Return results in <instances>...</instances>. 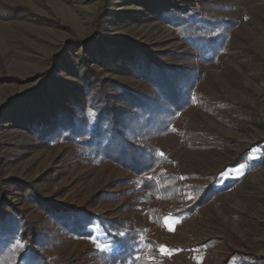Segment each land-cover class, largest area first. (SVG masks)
Here are the masks:
<instances>
[{
    "label": "rangeland",
    "instance_id": "obj_1",
    "mask_svg": "<svg viewBox=\"0 0 264 264\" xmlns=\"http://www.w3.org/2000/svg\"><path fill=\"white\" fill-rule=\"evenodd\" d=\"M207 4H213L212 13L236 24L218 63L201 65L161 20L160 11L195 5L203 9ZM94 31L97 38L86 48L75 43ZM113 41L135 43L168 66L200 76L193 107L179 116L172 133L155 143L166 159L163 171L177 177L175 206L193 202L185 177L189 170L220 173L218 185L239 181L186 220L173 218L163 208V226L144 235L161 243L149 264H215L229 249L237 254L230 264H240L242 256L260 264L264 260V0H105L104 4L0 0V201L33 217L36 209L25 200L23 190L33 184L45 197L57 195L60 202L75 206L89 203L98 214L122 205L136 185L129 172L109 162L81 163L64 146L40 143L21 120L34 113L35 106L41 113L53 112L54 105L69 110L81 81L89 77L86 63L103 78L146 90L145 82L116 63ZM106 59L114 63L112 68L105 65ZM33 94L26 104L14 102L17 96ZM262 156V164L251 170ZM237 159L244 164L221 171ZM100 192L114 199L101 196L94 201ZM139 209L144 213L143 203ZM136 226L145 230L147 225L136 222ZM38 227L43 236L59 239L50 253L58 264L86 263L87 255L81 256L87 251H112L98 229L91 239L70 241L48 218ZM224 230L235 240L230 241Z\"/></svg>",
    "mask_w": 264,
    "mask_h": 264
},
{
    "label": "trees",
    "instance_id": "obj_2",
    "mask_svg": "<svg viewBox=\"0 0 264 264\" xmlns=\"http://www.w3.org/2000/svg\"><path fill=\"white\" fill-rule=\"evenodd\" d=\"M211 6L213 4H207L203 9L196 5L193 9L164 7L160 11L161 20L177 33L192 50L191 57L201 65L218 63L236 24L226 16L212 13ZM101 15L102 10L97 21ZM95 32L75 43L86 48L97 38ZM110 44L111 52H118L116 63H123L145 82L146 90L103 78L86 63L89 77L81 81L69 110L54 105L53 112L41 113L35 106L34 113L23 115L21 120L40 143L64 146L73 159L86 165L112 163L129 172L136 185L120 207L101 214L93 212L89 203L75 206L70 201L60 202L57 195L45 197L33 184L24 185V198L36 209V214L31 217L25 209L4 206L0 201V264H58L50 253L59 239L43 236L38 227L47 218L70 241L91 239L98 229L112 245L111 252L82 253L81 259L87 255L88 261L79 264H149L161 243L144 235L153 227L163 226V208L173 218L186 220L217 195L238 184V180H228L218 185L220 173L203 175L189 170L185 177L193 202L183 208L175 206L179 189L177 177L163 171L166 159L155 143L172 133L179 116L193 107L200 76L196 71L168 66L157 54L135 43L113 41ZM104 62L107 67L114 66L108 59ZM34 95L17 96L14 102L26 104ZM262 158L254 161L251 170L262 164ZM242 162L243 159H237L221 171L238 167L244 164ZM101 196L110 202L114 199L113 195L100 192L93 200ZM141 203L144 213L139 209ZM136 222H146V229H138ZM224 234L230 241L235 240L230 231L224 230ZM228 251L229 254L215 264H230L237 254L231 249ZM238 262L259 264L245 256ZM260 264H264V260Z\"/></svg>",
    "mask_w": 264,
    "mask_h": 264
},
{
    "label": "snow or ice",
    "instance_id": "obj_3",
    "mask_svg": "<svg viewBox=\"0 0 264 264\" xmlns=\"http://www.w3.org/2000/svg\"><path fill=\"white\" fill-rule=\"evenodd\" d=\"M167 223H168V222L166 221V224H167ZM168 226H169V230H172L171 225L169 224ZM161 251L163 252V251H165V250L162 248Z\"/></svg>",
    "mask_w": 264,
    "mask_h": 264
}]
</instances>
